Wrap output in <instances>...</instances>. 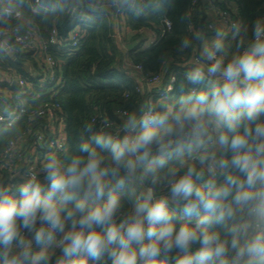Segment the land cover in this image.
<instances>
[{"label": "clouds", "instance_id": "obj_1", "mask_svg": "<svg viewBox=\"0 0 264 264\" xmlns=\"http://www.w3.org/2000/svg\"><path fill=\"white\" fill-rule=\"evenodd\" d=\"M211 30L182 39L191 66L174 99L149 96L118 126L105 115L76 154L49 150L18 183L0 178V264H264V17Z\"/></svg>", "mask_w": 264, "mask_h": 264}, {"label": "trees", "instance_id": "obj_2", "mask_svg": "<svg viewBox=\"0 0 264 264\" xmlns=\"http://www.w3.org/2000/svg\"><path fill=\"white\" fill-rule=\"evenodd\" d=\"M229 1L234 6L231 9L237 15L238 21L251 23L258 17H264V0ZM74 6L73 0H40V6L31 8L30 4L23 1V4L20 3L22 19L0 22V29L8 26L23 29L26 27V20L29 25L39 30L42 37H47L50 28L55 27L60 40L66 39V45ZM81 7L84 14H92L93 17L76 19L81 35L76 48L62 52L49 48L51 55L60 62V84L46 86L42 90L34 89L33 95L20 98L26 100L27 108L36 109L49 100L61 105L65 115L67 146L63 153L70 154H76L82 135L87 138L85 125L107 115L118 126L120 119L116 110L132 111L147 99L146 94L136 91V74L124 67L125 60L141 65L145 75H162L164 82L174 74L175 82L168 94L174 99L179 94L177 90L181 86H187L184 73L191 66L193 50L180 51L182 39L191 38L195 30H203L207 38L214 34L203 0L197 3L193 0H160V7L155 11L149 10L140 17L125 14L126 26L137 34L139 29L160 26L161 19L166 17L171 23V29L148 48L127 50L112 37L113 20L109 12L92 13L84 4ZM186 15H190L191 19H183ZM196 47H199V42H196ZM30 57V54H18L14 57L13 52L7 53L0 48V70H14L28 81L37 80L25 70L24 59ZM94 125L97 123L94 122ZM23 126L22 122L12 128H0V151L23 130ZM125 205L127 206V201Z\"/></svg>", "mask_w": 264, "mask_h": 264}, {"label": "built area", "instance_id": "obj_3", "mask_svg": "<svg viewBox=\"0 0 264 264\" xmlns=\"http://www.w3.org/2000/svg\"><path fill=\"white\" fill-rule=\"evenodd\" d=\"M23 1L30 4L31 8L40 6V0ZM73 1L75 6L72 9L71 28L67 33L68 43L66 45H64L66 39L60 40L55 27L50 28L47 37H42L39 30L31 25L24 29L18 26L0 29V44L7 41L9 51L13 52L14 57L18 54H30L39 66V75L33 76L37 80L32 81L26 80L14 70H0V128H12L18 123H24L23 130L13 139H10L0 151V178H4L10 183L19 182L18 179L13 178L17 176L26 163L37 168L43 162L44 154L47 151L55 150L61 154L67 149L65 115L61 105L49 100L36 109L27 108L25 106L26 100L20 98L33 95L34 89L42 90L43 88L46 89V86L60 84V62L51 55L49 48L61 52L74 50L81 38L76 19L93 17L92 14H84V11L80 9L83 5L80 0ZM199 1L193 0L194 3ZM14 2L20 11V0H14ZM203 2L220 27L227 29L232 22L238 21L237 15L231 9L234 6L229 0H203ZM92 13L94 12L92 11ZM109 16L113 20L112 37L119 44H123L120 27L126 26V15L112 11ZM10 19L19 20L22 19V15L20 17L13 15L11 18L0 17V22H8ZM126 29L129 30L127 26ZM170 29L171 23L166 17L161 19L160 26L156 28L139 29L137 34L145 36L146 32H149L142 42V48L154 45ZM124 67L136 74V91L146 94L147 98L153 95L169 94L173 88L174 74L164 82L160 74L152 76L143 74L139 64L135 65L125 60ZM126 112L125 110H116L117 117L120 119ZM99 120L96 119L94 122L99 125ZM94 122L92 121V124Z\"/></svg>", "mask_w": 264, "mask_h": 264}, {"label": "crops", "instance_id": "obj_4", "mask_svg": "<svg viewBox=\"0 0 264 264\" xmlns=\"http://www.w3.org/2000/svg\"><path fill=\"white\" fill-rule=\"evenodd\" d=\"M210 19H211V28L213 27H220L219 24L216 22L214 16L210 14ZM24 23L26 26L29 24L27 23L26 20H24ZM150 29L146 28L145 30ZM121 33H122V42L126 43L121 45L123 46L124 49H133V48H138L142 49V42L145 40L143 37H140L139 34H136L135 32H132L130 30L126 29V26H121L120 27ZM149 32H146V35H148ZM145 35V37H146ZM210 39V38H209ZM7 43V41H6ZM7 53H12L11 50ZM31 58V59H30ZM29 59H24L25 60V70L30 74L31 76H37L39 75V66H37L36 62L30 57Z\"/></svg>", "mask_w": 264, "mask_h": 264}, {"label": "water", "instance_id": "obj_5", "mask_svg": "<svg viewBox=\"0 0 264 264\" xmlns=\"http://www.w3.org/2000/svg\"><path fill=\"white\" fill-rule=\"evenodd\" d=\"M0 48L3 49V50H5L6 52L9 51V48H8L6 42L1 43V44H0ZM15 61H16L17 63H19V61H17V60H15Z\"/></svg>", "mask_w": 264, "mask_h": 264}, {"label": "rangeland", "instance_id": "obj_6", "mask_svg": "<svg viewBox=\"0 0 264 264\" xmlns=\"http://www.w3.org/2000/svg\"><path fill=\"white\" fill-rule=\"evenodd\" d=\"M24 29V28H23ZM141 36L140 37H143L144 35L143 34H140ZM143 38H145V36L143 37ZM125 43H126V41H125ZM125 43H123V44H125Z\"/></svg>", "mask_w": 264, "mask_h": 264}]
</instances>
